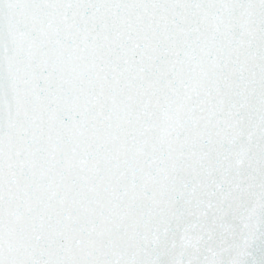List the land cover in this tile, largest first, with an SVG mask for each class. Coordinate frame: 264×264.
<instances>
[{
	"label": "snow or ice",
	"instance_id": "1",
	"mask_svg": "<svg viewBox=\"0 0 264 264\" xmlns=\"http://www.w3.org/2000/svg\"><path fill=\"white\" fill-rule=\"evenodd\" d=\"M0 264H264V0H0Z\"/></svg>",
	"mask_w": 264,
	"mask_h": 264
}]
</instances>
